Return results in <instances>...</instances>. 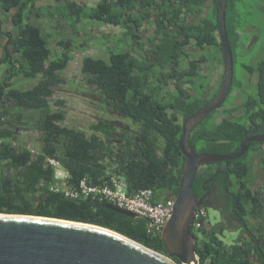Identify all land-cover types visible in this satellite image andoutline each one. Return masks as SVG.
<instances>
[{
  "label": "trees",
  "instance_id": "obj_1",
  "mask_svg": "<svg viewBox=\"0 0 264 264\" xmlns=\"http://www.w3.org/2000/svg\"><path fill=\"white\" fill-rule=\"evenodd\" d=\"M241 1L228 0L226 10L233 85L221 109L191 133L188 145L198 154H235L246 138L264 135V59L245 66L251 79L255 77L256 92L227 106L242 89L235 74L237 52L250 42L240 30ZM219 4L99 0L90 6L78 0H0V213L97 225L167 255L162 232L151 231L147 219L118 213L92 196L72 198L66 193L78 190L82 181L96 185L115 176L128 184L129 195L151 190L153 204L176 199L186 164L179 146L184 122L216 98L224 81L223 74L211 92L212 73L206 68L225 62ZM86 20L97 30L107 29L100 31V38L89 33L82 37L79 28ZM44 23L65 38L52 43L54 33H46ZM68 27L72 36H67ZM92 40L107 49V58L84 57L85 84L104 108L137 126L136 132L100 119L89 134L65 125L66 112L53 108L55 88L68 83L65 73L74 53L87 52ZM38 77L34 85L19 86ZM219 111L223 116L218 119ZM28 132L39 134V151L21 143ZM247 146L239 159L201 166L194 180L193 196L204 199L197 211L210 205L222 215L215 225L208 217L200 219L201 228L192 225L200 264H264V183L256 187L254 168L258 160L264 169V143ZM57 170L66 177H58ZM227 232H238L230 245L224 240Z\"/></svg>",
  "mask_w": 264,
  "mask_h": 264
},
{
  "label": "water",
  "instance_id": "obj_2",
  "mask_svg": "<svg viewBox=\"0 0 264 264\" xmlns=\"http://www.w3.org/2000/svg\"><path fill=\"white\" fill-rule=\"evenodd\" d=\"M228 0H220L219 32L224 52V81L216 98L183 125L179 143L186 157L180 191L175 199L172 216L163 227L162 239L167 255L158 253L115 231L72 220L19 214L0 213V264H200L195 251L196 237L191 228L203 199L193 196V183L203 165L241 158L250 142L264 143V135L246 138L240 151L231 155L198 154L189 147L191 133L215 110L221 108L231 91L234 59L226 29ZM1 192V175H0ZM123 215H138L112 204L107 205Z\"/></svg>",
  "mask_w": 264,
  "mask_h": 264
},
{
  "label": "rangeland",
  "instance_id": "obj_3",
  "mask_svg": "<svg viewBox=\"0 0 264 264\" xmlns=\"http://www.w3.org/2000/svg\"><path fill=\"white\" fill-rule=\"evenodd\" d=\"M85 1L88 5L94 6L99 0H78ZM239 19L242 24L241 31L244 37H248L250 42H244L245 47H241L238 50L237 59L235 62V74L237 79L241 82L242 89L237 91V94L231 96L227 102V106L239 104L245 99V97L251 93L256 92L255 89V77L251 79V74L246 70L245 66H257V64L264 59V0H242L239 3ZM50 23H44L43 28L46 33H54L51 38L52 43L59 38H65L56 32L57 28ZM109 27V26H108ZM111 28V27H110ZM116 28V27H114ZM104 26L100 30H97V26L90 21H85L79 28L82 37H87V34L93 35L94 37H101L103 35L100 31H105ZM113 31H117L113 29ZM68 35H73V30L68 27ZM77 38L79 41H83V38ZM102 43V40H101ZM89 50L87 52L77 51L74 53V60L70 64L68 70L65 73L68 83L55 88V93L51 99L54 109H62L66 112L65 125L69 127H77L83 129L87 133L90 132V127L92 124L96 123L100 119L110 120L115 123V125L120 129H127L131 132H136L138 127L134 126L131 121L124 119L119 113L104 108L102 102L99 100V96L94 91H89L85 84L83 75L81 72L82 60L86 56H93L95 58L105 57L107 58V49L103 47L99 40H92L89 43ZM222 55V54H221ZM215 64H208L206 68L210 70L212 75L209 77L210 85L216 91L222 81V75L224 74V66L218 68ZM37 79H33L28 82L22 80L20 85L22 88H27L38 82ZM74 81V84L71 83ZM58 101H63L62 106H58ZM239 113V112H238ZM223 116V111L216 113V118H221ZM27 138H23L21 143L28 146L31 150L37 152L39 151V145L37 143L38 133L28 132ZM257 157V156H256ZM255 157V159H257ZM256 174L258 176L257 184H262L263 180V169H259V162L256 160L255 166ZM60 172V171H59ZM64 176L65 174H58ZM208 211V223L215 225L222 219L220 210L212 207H206ZM238 236V232H227L224 240L227 244H232V239Z\"/></svg>",
  "mask_w": 264,
  "mask_h": 264
},
{
  "label": "built area",
  "instance_id": "obj_4",
  "mask_svg": "<svg viewBox=\"0 0 264 264\" xmlns=\"http://www.w3.org/2000/svg\"><path fill=\"white\" fill-rule=\"evenodd\" d=\"M53 165L57 162L52 161ZM63 172H61L62 174ZM60 174V172H58ZM59 177H66V175ZM68 196L77 198L79 195L84 197H94L109 204L135 213L139 217L145 218L150 222V229L154 232H162L167 220L172 216L175 206V199H169L156 204L152 203L153 193L151 190H141L134 195L128 194V184L118 177H111L108 181L92 185L87 181H82L78 190L67 191ZM208 217L206 209H200L195 215L194 222L196 228L202 227V220Z\"/></svg>",
  "mask_w": 264,
  "mask_h": 264
},
{
  "label": "flooded vegetation",
  "instance_id": "obj_5",
  "mask_svg": "<svg viewBox=\"0 0 264 264\" xmlns=\"http://www.w3.org/2000/svg\"><path fill=\"white\" fill-rule=\"evenodd\" d=\"M239 111H237V113H238ZM262 162L264 163V157L262 158ZM263 172H264V169H263ZM263 174V180H262V184L264 183V173H262ZM256 187H259L261 184L259 183V184H257V182H256ZM207 199H208V197H207ZM203 201H204V199H203Z\"/></svg>",
  "mask_w": 264,
  "mask_h": 264
},
{
  "label": "clouds",
  "instance_id": "obj_6",
  "mask_svg": "<svg viewBox=\"0 0 264 264\" xmlns=\"http://www.w3.org/2000/svg\"><path fill=\"white\" fill-rule=\"evenodd\" d=\"M219 109H221V108H219ZM58 172H59V171L57 170V173H58ZM63 174H65V175H66V173H64V172H63ZM57 176H58V175H57ZM58 177H59V176H58ZM193 223H194V222H193Z\"/></svg>",
  "mask_w": 264,
  "mask_h": 264
}]
</instances>
